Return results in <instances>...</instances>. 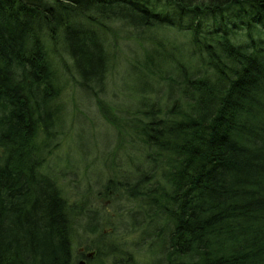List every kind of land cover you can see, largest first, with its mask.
<instances>
[{"label": "trees", "instance_id": "1", "mask_svg": "<svg viewBox=\"0 0 264 264\" xmlns=\"http://www.w3.org/2000/svg\"><path fill=\"white\" fill-rule=\"evenodd\" d=\"M120 37L150 43L142 68L167 105L147 101L149 80L131 122L100 97ZM69 80L142 145L113 182L143 204L123 230L152 264H264V0H0V264H76L78 234L98 232L49 166ZM94 247L99 264H137L126 245Z\"/></svg>", "mask_w": 264, "mask_h": 264}, {"label": "rangeland", "instance_id": "2", "mask_svg": "<svg viewBox=\"0 0 264 264\" xmlns=\"http://www.w3.org/2000/svg\"><path fill=\"white\" fill-rule=\"evenodd\" d=\"M125 33L127 38L132 35L130 31ZM154 33V36L162 38L163 43L168 45L175 39L183 38V35L174 30H159ZM123 37H120L121 44L116 56H112L106 87L100 92V97L101 101L105 102L107 118L119 121L118 118L125 115L129 119L128 122H131L137 118L138 107L142 103L139 90L146 88L149 80L157 87V94L153 96L146 94L147 101L149 98L158 100L160 109L161 102L163 109L167 105L162 99L163 95L157 92L161 89L162 80L142 68L146 63V54L150 52L152 46L146 42L142 46L136 39L123 40ZM154 62L155 65L162 63L156 58ZM156 70L159 71V68ZM164 76L165 73L162 77ZM86 96L69 80L62 97L68 114V123L61 147L53 153L49 161L51 171L57 175L55 177L62 185L69 203H83L85 204L83 209L97 211L95 212L97 220L92 224L94 230L98 229L97 234L87 237L79 233L75 241L76 264L81 261H85L86 264H99L101 259L98 258L94 245H101L103 249V244L111 243H116L117 249H122L126 245V250L134 256L137 264H152L151 249L148 246L146 248L141 246L140 233H127L123 230L129 223L130 212L141 210L143 204L127 197L123 191V193L119 191L118 185L121 184L115 185L117 183L113 182L118 181L117 177H122L124 170L132 167L131 159H135L136 155L139 156L137 160L135 159L139 161V166L145 163L144 154L141 152L142 145L140 141H129L127 136L129 128L112 126L104 119L102 115L104 110L99 109L96 101L90 96ZM137 167L136 164L132 169ZM161 171V168L157 170L154 180L150 173L152 183L156 180L161 183ZM108 184H113L115 188L108 189ZM89 259H92V262H89Z\"/></svg>", "mask_w": 264, "mask_h": 264}, {"label": "water", "instance_id": "3", "mask_svg": "<svg viewBox=\"0 0 264 264\" xmlns=\"http://www.w3.org/2000/svg\"><path fill=\"white\" fill-rule=\"evenodd\" d=\"M79 264H86L85 261H81Z\"/></svg>", "mask_w": 264, "mask_h": 264}]
</instances>
